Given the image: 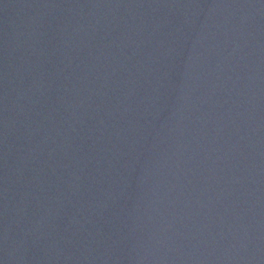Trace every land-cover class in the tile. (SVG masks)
Instances as JSON below:
<instances>
[{"label":"water","instance_id":"1","mask_svg":"<svg viewBox=\"0 0 264 264\" xmlns=\"http://www.w3.org/2000/svg\"><path fill=\"white\" fill-rule=\"evenodd\" d=\"M0 264H264V0H0Z\"/></svg>","mask_w":264,"mask_h":264}]
</instances>
